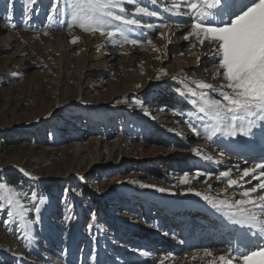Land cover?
<instances>
[{
    "label": "rangeland",
    "instance_id": "obj_1",
    "mask_svg": "<svg viewBox=\"0 0 264 264\" xmlns=\"http://www.w3.org/2000/svg\"><path fill=\"white\" fill-rule=\"evenodd\" d=\"M174 2L125 4L130 18L157 26L126 30L128 39L145 41L141 47L120 37L108 44L79 26L69 32L67 18L60 25L47 21L48 0L30 20L22 18L19 0H11V18L7 0H0V182L47 198L29 246L18 238V221L9 225L0 212V264H160L165 256V264H209L204 249L219 255L239 243L215 209L210 216V205L177 182L185 171L233 170L241 147L228 153L188 126L197 113L180 92L193 81L215 84L217 68L207 44L191 48L174 38L164 17L172 16L165 9ZM137 5L157 16L136 14ZM10 35L16 42L7 44ZM192 148L217 158L223 150L224 162L203 161ZM204 180L191 187L223 198L222 182Z\"/></svg>",
    "mask_w": 264,
    "mask_h": 264
},
{
    "label": "snow or ice",
    "instance_id": "obj_2",
    "mask_svg": "<svg viewBox=\"0 0 264 264\" xmlns=\"http://www.w3.org/2000/svg\"><path fill=\"white\" fill-rule=\"evenodd\" d=\"M19 2L21 16L27 20L44 6V0ZM126 3L131 4L133 0H48L46 20L60 25L67 18L65 27L69 32L74 26H79L87 33H99L106 37L111 45H116L117 37H120L123 43L143 47L145 41L128 39L126 30L133 27L155 30L157 26L150 23L142 25L139 19L130 18L125 14ZM151 3L155 4L156 0H151ZM7 8V16L11 18V0H7ZM165 11L186 18L183 23L190 24V30L182 34L183 39L189 42L191 48H203L207 44L209 52L206 54L210 55L213 66L217 68L213 76L217 81L215 84L204 80L193 81L194 86L180 92V95L190 97L191 104L195 106V119L190 117L188 122L194 136L234 152L256 139L264 142V0H175ZM135 13L157 16L156 11L139 5L135 7ZM159 27L167 28L168 25L161 24ZM159 35L163 37L164 33ZM78 40L74 37L71 42L75 44ZM193 40L195 43H192ZM146 43L152 45L153 50H158L150 38ZM162 74L167 75L166 72ZM136 103L140 105L142 102L137 100ZM191 151L203 161L224 162V151L219 152V158L201 148H192ZM244 163L249 164V161L245 159ZM234 167L235 173L232 168L218 173L199 169L185 171L177 182L188 186L186 193L201 197L220 213L227 222L224 227L234 228L237 232L239 243L230 245L227 253L214 256L210 249L203 250V256L213 258L209 264H217V261L220 264H264V156L251 166L241 168L237 163ZM20 171L32 180L37 179L23 169ZM202 176L206 184L215 177L216 181L225 185L223 198L220 193L213 196L191 187L193 180ZM208 187L211 189L212 185ZM158 190L166 191L164 188ZM237 190L238 196L235 194ZM46 204L47 198L35 188L27 193L22 192L18 185L0 182V212H6V223L9 225L18 221V227L23 232V236L18 238L28 242L25 246L31 243L33 226L41 223ZM68 212H71V206H68ZM72 219L71 215L64 216L67 223H71ZM92 228L93 225L89 224L90 233ZM140 255L147 257L149 252L141 251ZM196 258L193 256V259ZM91 259L96 258L93 255ZM167 259L168 256H165L160 264H165Z\"/></svg>",
    "mask_w": 264,
    "mask_h": 264
},
{
    "label": "bare ground",
    "instance_id": "obj_3",
    "mask_svg": "<svg viewBox=\"0 0 264 264\" xmlns=\"http://www.w3.org/2000/svg\"><path fill=\"white\" fill-rule=\"evenodd\" d=\"M172 5V4H171ZM165 15V14H164ZM169 16V15H168ZM164 16L165 18H168V20L169 21H171V25H173V27L175 28V31L174 32H176L175 33V35H173L172 33V35L174 36V38L175 39H177L178 38V40L181 42V43H184V44H189V42L188 41H185L184 39H183V36H182V34H184V33H187L189 30H190V24H186V23H183V20L184 19H186V18H183V17H178V16ZM179 24V27H177V25ZM170 26V25H169ZM1 30V29H0ZM167 32H169L168 31V29L166 30V33ZM169 34V33H168ZM5 43H10V42H12V43H15L16 41L14 40V36L12 35H10V37H7V38H5V41H4ZM193 43V42H192ZM199 47V46H198ZM207 48H209V47H207ZM208 52H209V50H208ZM184 59H181V61H183ZM201 60V59H200ZM199 60V61H200ZM189 62V64L190 65H192V63H191V61H188ZM217 72V71H216ZM215 72V73H216ZM215 73L213 72V71H211V74H212V77L215 75ZM237 139H240V138H237ZM256 145V147H257V150H254V144ZM241 147V149H240V152L241 153H238V154H236L235 153V158L233 159V160H235V163H234V166L237 164V163H239L240 164V166H241V168H243V167H248V166H251V165H253V164H255V163H258V162H260V159H259V161H253L251 158H255V157H258V158H261L262 156H264V142H262L260 139H256L255 141H251V142H249L248 144H246V145H244V146H240ZM239 147V148H240ZM221 149H223L222 147H220ZM157 151V150H156ZM223 151V150H222ZM226 151L228 152V153H231V150L230 149H227L226 148ZM256 151H259V153L258 152H256ZM234 153V152H233ZM232 153V154H233ZM244 155H246V156H244ZM245 159H247L248 161H249V164H245L244 163V160ZM226 160L227 161H231V159H229V157H227L226 156ZM254 162V163H253ZM234 169L233 170H235V167H233ZM253 183H256L255 181H253ZM249 187L251 186V185H248ZM208 209H209V215L211 216L212 214H213V212H214V210L211 208V206H209L208 207ZM218 214V216H219V222L222 224V225H224V224H226L227 222L225 221V219H224V217H222L221 216V214L220 213H217ZM222 221L224 222V223H222ZM220 224V225H221ZM224 227V226H223ZM225 228H228V227H225ZM225 230V229H224ZM228 230H233V228H228ZM228 239V238H227ZM225 240V239H224ZM222 254H225V252H220V254L219 255H222ZM219 255H215L214 254V256H219Z\"/></svg>",
    "mask_w": 264,
    "mask_h": 264
}]
</instances>
